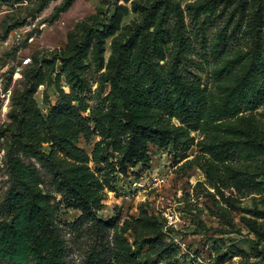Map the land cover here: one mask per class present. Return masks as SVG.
I'll return each mask as SVG.
<instances>
[{
  "label": "rangeland",
  "instance_id": "374dc122",
  "mask_svg": "<svg viewBox=\"0 0 264 264\" xmlns=\"http://www.w3.org/2000/svg\"><path fill=\"white\" fill-rule=\"evenodd\" d=\"M146 125L178 141L141 146ZM14 160L55 264L115 239L134 264H264V0H0V229Z\"/></svg>",
  "mask_w": 264,
  "mask_h": 264
},
{
  "label": "trees",
  "instance_id": "16d2710c",
  "mask_svg": "<svg viewBox=\"0 0 264 264\" xmlns=\"http://www.w3.org/2000/svg\"><path fill=\"white\" fill-rule=\"evenodd\" d=\"M258 48L261 49L262 45ZM254 61L255 58L253 63ZM254 78L249 73L243 79L242 92L244 95L241 96V101L245 99L243 104L250 97L248 87L257 83ZM182 86L183 90H189L186 85ZM186 97L183 99L182 106L194 113L196 104ZM166 131L151 125L134 128L135 138L140 135V145L144 147L148 143L164 146L172 140L178 141L177 133L167 134ZM60 145L63 144L60 143ZM130 147H119L118 149L121 153L127 154ZM129 155L132 158L136 157L132 152H129ZM94 157L96 161H100L101 156L98 150L94 152ZM14 161L12 166L14 181L3 203L5 219L0 229V264H55L54 253L64 249L62 234L57 233L56 228L49 223L42 205L36 198L30 184V180H33L32 172L20 161ZM105 181V184L109 185V189L112 190L113 187L110 186L109 180ZM76 203V207L83 210V213L72 224V227L79 230L88 227V231H91L94 238L98 239L106 227L99 219L98 212L81 196L78 197ZM136 258L135 253L115 239L112 252L95 249L93 257L91 256V264H134Z\"/></svg>",
  "mask_w": 264,
  "mask_h": 264
}]
</instances>
